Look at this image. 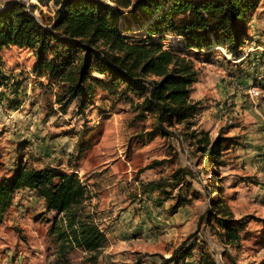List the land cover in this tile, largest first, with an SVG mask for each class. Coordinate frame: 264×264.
Listing matches in <instances>:
<instances>
[{
  "label": "rangeland",
  "instance_id": "rangeland-1",
  "mask_svg": "<svg viewBox=\"0 0 264 264\" xmlns=\"http://www.w3.org/2000/svg\"><path fill=\"white\" fill-rule=\"evenodd\" d=\"M13 1L29 10L35 6L34 15L45 20L59 8L53 2L0 0V9ZM252 18V40L239 57L217 47L211 57L196 61L199 76L191 98L198 102L197 113L188 127L176 124L165 132L141 112L142 98L123 87L95 89L83 114L74 103L61 112L57 84L32 72V52L5 49L3 71L21 87L8 86L0 98V179L20 159L77 175L86 190L82 215L105 241L95 254L80 247L60 254L50 227L62 217L47 211L37 194L20 191L0 219V264H165L184 241L193 246L187 264H200L203 251L214 264L258 262L264 256V0ZM142 23L121 20L123 52L145 39ZM178 41L167 35L161 43L170 49ZM11 100L20 105L10 107ZM192 132L203 139L205 151L193 144ZM217 137L222 162L213 168L207 150ZM151 182L163 191L146 188ZM182 198L188 203L171 214L170 206ZM216 205L244 223L239 244H224L216 220L207 222Z\"/></svg>",
  "mask_w": 264,
  "mask_h": 264
},
{
  "label": "trees",
  "instance_id": "trees-1",
  "mask_svg": "<svg viewBox=\"0 0 264 264\" xmlns=\"http://www.w3.org/2000/svg\"><path fill=\"white\" fill-rule=\"evenodd\" d=\"M36 1L45 6L53 2L59 8L48 20L44 15H34L35 6L29 10L21 2L13 1L0 9V98L8 86L15 90L21 87L3 71L2 53L11 46L23 47L36 58L32 72L57 84L55 103L61 112L74 103L77 112L83 114L96 95L95 89L114 92L123 87L142 98L141 112L153 116L156 127L165 132L176 124L188 127L197 113L198 102L191 98V86L199 76L196 61L201 56L211 57L217 47L239 57L246 41L252 40V11L261 0ZM123 8L131 21L143 22L146 31L137 49L124 52V27L120 24L121 20H130L122 13ZM167 35L177 37L180 46L164 49L161 41ZM94 72L104 80L94 76ZM9 104L13 108L20 105L13 100ZM189 136L197 149L206 150L199 135L192 132ZM222 146V139L217 137L208 147L213 168L222 162ZM8 174L0 179V219L17 192L33 190L43 199L47 211L62 217L50 227L60 243V254L69 247L95 254L102 247L103 233L82 215L86 190L77 175L58 172L54 167L36 168L21 159ZM146 188L163 191L158 182L148 183ZM187 203L186 198L178 199L170 206V213ZM215 207L207 222L216 220L224 244H239L244 223L234 220L227 208ZM187 243L182 242L165 264H187L185 259L192 256L193 248ZM199 262L214 264L204 251ZM251 264H264V256Z\"/></svg>",
  "mask_w": 264,
  "mask_h": 264
},
{
  "label": "built area",
  "instance_id": "built-area-1",
  "mask_svg": "<svg viewBox=\"0 0 264 264\" xmlns=\"http://www.w3.org/2000/svg\"><path fill=\"white\" fill-rule=\"evenodd\" d=\"M253 93H257V91H254ZM75 172H77V171H75ZM24 192L25 193H28V195H30V196H33V195H35V193H34V191L33 190H24Z\"/></svg>",
  "mask_w": 264,
  "mask_h": 264
},
{
  "label": "crops",
  "instance_id": "crops-1",
  "mask_svg": "<svg viewBox=\"0 0 264 264\" xmlns=\"http://www.w3.org/2000/svg\"><path fill=\"white\" fill-rule=\"evenodd\" d=\"M41 155H43L42 153H41ZM48 159V158H47ZM42 160H44V158H42ZM57 165V164H56ZM50 166H52V164H50ZM61 166H63V165H61Z\"/></svg>",
  "mask_w": 264,
  "mask_h": 264
}]
</instances>
